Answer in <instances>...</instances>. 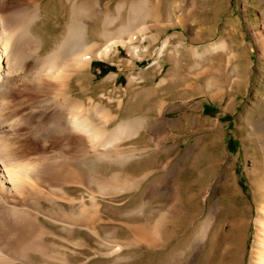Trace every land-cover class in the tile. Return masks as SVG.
<instances>
[{"label": "rangeland", "instance_id": "374dc122", "mask_svg": "<svg viewBox=\"0 0 264 264\" xmlns=\"http://www.w3.org/2000/svg\"><path fill=\"white\" fill-rule=\"evenodd\" d=\"M81 1L0 0V16L12 6L34 10L33 7L37 5L38 9L31 26L22 29L26 33L25 50H28L25 58L0 60V74L6 73L3 78L0 76V141L3 143L0 142V159L4 165L11 167L10 170L14 166L13 170L25 165L30 171L23 170L27 175L21 177L22 181L19 179L28 190L23 195L15 191L4 192L0 186V248L3 252L0 264H164L166 258L174 260L177 253L186 249H178L176 239L162 248L159 247V239L154 244L153 239L144 240L132 229L154 226L158 214L164 212L168 203L177 199L178 178L184 177L182 182L187 185L183 194L195 190L194 174L200 167L206 168L207 162L213 161L221 153L225 156L224 161L232 165L240 195L230 193L232 184L228 190L217 186L218 179L225 178L222 172L226 164L216 168L211 173L213 181L202 192V203L195 202L200 211L197 223L202 222L206 214V217L214 215V227H221L224 220L233 218L237 230L234 245L230 246L225 240L219 241L217 251L227 243L230 249L225 262L248 264L255 233L254 221L260 207L253 187L264 180V59L259 58L252 35V30L261 31L263 28L264 17L261 15H264V0H140L150 5V16L141 25L142 29L164 27L166 31H176L184 39L186 35L190 45L187 46L184 39L181 40L184 42L182 45L176 40L169 44L159 43L161 57L172 54L178 61V68H175L172 77L156 80L140 72L122 79L124 82L113 90L112 97L122 94L125 86L132 88L129 96L131 110L145 119L136 117L143 120L141 129L134 133L136 135L104 149L100 148L104 143L103 138L97 141L99 144L95 149L85 134L84 142L77 143L70 130L65 132L71 135L70 139L52 136L60 140L56 146L49 136L51 132L47 130L54 113L65 114L68 118L75 108L86 123L99 128L101 135H107L117 126L106 125V111L101 113L102 107L95 100L83 101V87L95 83L83 75V57L87 55L70 56L69 61L56 62L72 12L79 19L77 23L80 26L77 25L82 34L79 38L82 44L99 30L101 11L98 8H85ZM112 1L115 5L114 8L113 4L110 5L109 16L115 18L109 19L110 29L129 23L133 18L130 8L139 0ZM148 4L144 10L146 15ZM86 35L89 37L86 38ZM11 43L7 44L10 46ZM220 43L223 46L219 48ZM170 45L176 46V49L172 51ZM213 47L217 48L214 52L211 51ZM197 49H206V52H200L203 56L198 58L194 52ZM50 54L58 55L51 63L48 58ZM120 54L124 57L129 55L125 51ZM232 55L241 72L227 71V77H243L240 81L232 77L238 80L233 91L226 86L228 92L222 97L213 93L210 95L209 71L214 64L223 68L230 65ZM53 64L55 67L49 68ZM31 77L34 78L32 81ZM137 82L147 85L139 86ZM37 85L43 90H38ZM100 94L97 98L104 97ZM157 97L171 99L173 110L167 115L152 116L151 106ZM204 107L207 110H203ZM63 145H67L69 151L58 158L57 154L61 152L57 148ZM100 155L104 158L99 159ZM79 156L81 160L92 163L90 173L85 168L84 173L77 168L83 173L81 176L78 172L81 181L77 178L78 173L73 171L76 167L68 163L74 158L79 159ZM126 157L131 159L125 162L121 160ZM48 158H56L59 163L49 168ZM160 165L162 168H158ZM254 169L259 172L257 179L252 176ZM18 170L16 172L21 173ZM181 170L184 176L179 175ZM113 174L136 182L124 189L100 188L98 191L99 188L95 186L90 189L86 187L89 182L86 177L100 176V179L107 180ZM50 186L61 192H49ZM259 187L264 191L261 185ZM246 202L250 206L244 205ZM25 205L36 209L34 213L38 222L32 226L26 222L18 223L16 232H7L13 222L9 215L6 220L7 212L4 211L12 206L24 208ZM236 206L241 207H238L240 213L235 211ZM184 219L187 222L189 218ZM247 220L248 225L243 229L239 224ZM36 226L48 231L38 244L36 240L39 238L33 230ZM194 226L186 231L191 232ZM27 250L29 253L26 255L24 251ZM217 251L212 253L210 264L216 261ZM172 252L174 254H170ZM204 252L203 247L202 254L194 264H201Z\"/></svg>", "mask_w": 264, "mask_h": 264}, {"label": "bare ground", "instance_id": "6f19581e", "mask_svg": "<svg viewBox=\"0 0 264 264\" xmlns=\"http://www.w3.org/2000/svg\"><path fill=\"white\" fill-rule=\"evenodd\" d=\"M147 4H148V2L139 0L135 4H133V6L131 5L132 7L130 8V11H131L130 13L133 16V18L132 19L130 18V22L134 23V21H135V24H134V26L131 23L130 24L133 27L136 26V22L137 23L139 22L138 24H140L141 22H143L145 20L147 15L144 13V10H145ZM36 7H37V5L35 7H33L34 10H32L29 8H18V7L14 8L12 6L11 9L8 10V12L4 11V15L0 16V60L5 59V58H9L11 61H16L20 57L22 58V60L25 58V55H26L25 52H27L28 50L27 51L25 50V46H26L25 42L26 41H24V36H26L25 35L26 33H24L22 29H26V26H27V28L29 26H31L34 19H36V16L38 15V13H37L38 9ZM135 14L137 16H135ZM261 16H262V18L264 17L263 14ZM107 21L109 22L110 20L107 19ZM77 22H79L78 16L76 14H74V12H72L70 23H69L68 27L66 28L67 30L65 32L66 33L65 34V40L61 43V47L58 50L59 57L57 58V61H56L58 64H59V62L64 61L65 59H68L70 56L78 57L81 54L87 53V52L83 53V51H82V47H86V46H83L85 43L82 44V42L79 40L80 35L82 36V34H80L79 27H78L79 24ZM143 23H141V25ZM262 24H263V28L261 31L252 30L253 31L252 35H253V38L255 40L256 46L258 48V54H259L260 59L261 58L264 59V20H263ZM130 29H131V27L127 26V28H125L124 31H118L113 36H116V35L118 36V35L122 34V32L126 33V31H128ZM14 33H17V34L15 35ZM13 37H15V38H13ZM21 37H22V39H21ZM4 41L6 42V44L4 43ZM78 41H80V43ZM9 42L10 43L12 42L10 46L7 44ZM30 46H31V44H30ZM222 46H223V43H220L219 48ZM216 49L217 48L213 47L211 51H213V50L216 51ZM207 51H208V49H207ZM194 52L196 54V57L200 58L203 56V55L201 56L202 53L205 54L206 49H203L201 51L199 49H197V50H194ZM200 52H201V54H200ZM98 54L99 53H97L96 55H98ZM56 55L57 54L48 55V58L50 57L49 58L50 63L55 60ZM234 55H235V53H234ZM83 58H85V57H83ZM51 59H53V60H51ZM232 60H233V62L232 63L230 62L231 64L229 63L230 65H226L224 68L221 65L214 64L215 65L214 68L209 71L208 75L210 76V80L208 83L209 84L208 88L212 89V91H209L210 95H211V93H213L214 95L222 97L223 94L228 92L225 89L226 86H230V90L233 91L234 87L237 85V83H236L238 81L237 79H239V81H240L241 78L243 77V75H231V76H229V78L227 77V74H226L227 71H228V73L229 72L230 73L237 72L236 74L241 72L240 68H238L236 65L237 63L235 62V56H233V55H232ZM68 61H69V59H68ZM54 65L55 64H53L49 68L53 67ZM230 67H232V68L230 69ZM5 74L6 73H2V74H0V76L3 78V76ZM36 76L37 75H35V77ZM27 77L29 78V76H27ZM232 77H236L237 79L232 78ZM32 78L33 77L30 78L31 81H32ZM40 79H39V81L38 80L37 81L40 82ZM0 81H2V80L0 79ZM227 81H228V84H227ZM39 85H37V87H36L38 90L41 88V86H39ZM41 89H40V91L43 90V89L42 90ZM235 92H237L236 89H235ZM27 96H29V95H27ZM75 109L71 111V114L74 116H71V114H69L68 118H67V115L66 116H65V114L61 115L60 113H58V114L54 113L52 115V121L48 125L49 129H47L49 132H51V134H49V136L51 138H52V136H56V137L60 136V137H64L65 139H70L71 135L69 136V135L65 134L66 130H70L72 133H74L73 137H75V140L77 141V143L84 142L85 138L83 137V135L85 134L86 138L90 142L91 147L95 148V149L97 148V143H98L97 141L100 138L101 139L103 138L104 143L102 142V145L100 146V148L104 149V148L111 146L112 144L118 143L120 141H124L125 139H127L128 137L133 135L136 131L138 133V129H141V127L143 125V120L141 118H134L130 121L117 124V126L114 127L112 129V131H110L107 135L104 136V135L100 134L99 128L97 129L96 127L92 126L91 124L86 123L85 122L86 120H84L85 118L82 119L79 111L77 112ZM136 134H134V135H136ZM52 139H53L54 144H56V146H58L60 144L59 138H52ZM2 145H3V143H2ZM56 146H54V147H56ZM4 147L2 146V148H4ZM57 149H59L61 152V153L57 154L58 158H60L59 155L62 154L63 152L69 151V147L67 145H63V147H59ZM14 152H16V151H14ZM14 152H13V154H14ZM95 152H96V150H95ZM18 153H20V152L18 151ZM76 157H77V155H76ZM101 157H103V156L100 155V157H98V158L100 159ZM52 158L46 159V161H48V163L50 164V167L47 166L49 168H51V167H53V165L55 166L56 164L59 163L58 159L54 158V160H53ZM129 159H131V157H126V158H123L121 160L125 162V161H128ZM224 159H225V156L223 153H221L220 156H216V158L214 157L213 161L207 162V167L205 166L206 168L200 167L197 170V172L194 174V178H195L194 186H196V189L193 191H190V192L183 194L182 191H183V189L187 188V185L185 182H182V180H184V177H179L178 178L179 182H178V187H177L178 188V192H177L178 197L172 203L170 202L167 204V206L164 209V212H161L160 214H158V219H157L155 225L153 226V224H152V226L151 225H149L148 227L141 226L139 228H133L132 229L133 233H138L140 236H142V238L144 240L146 239L148 241V239L149 240L153 239L154 242H152V243H154V244H156V242H157L156 240L159 239L160 240L159 241V247H162V248H164L165 246L167 247L170 243H172L176 239V241L178 243V246H177L178 249L186 248L183 251L177 253L174 260H171L170 258H166V260L164 261V264H194V261L198 260L199 254H202L203 247L205 248V252L202 255L201 264H210V259L212 258V255H213L212 253L218 250L217 246H218L219 241L225 240L230 244V246L234 245L233 242L236 239L235 233L237 230H236L233 218L224 220V224L221 227H214V226H212L213 225L212 219H213L214 215L210 214L206 217V215H207L206 214L203 217V221L202 222L199 221L197 223V221L200 219V211H199V207L197 205H195V202H196V204L198 202L202 203L201 202L202 201L201 195H203L202 192H203V190H205L206 187H208L210 185V182L212 180L211 173L216 168H221L224 164H226V166L224 167V171L222 172L225 175V178L220 177L218 179V181L216 182L217 186L219 185V188H223L225 190H228L230 184H232L233 189H230V193H232V195L233 194L234 195H240V191L238 190V188L236 186V179L234 177L232 165L229 161L228 162L224 161ZM1 162H3V160L0 161V186L3 189V191L4 192H14L15 191L17 193L18 192L22 193V195L24 192H26V191L28 192L27 188L23 185V183L19 181V179L21 180V177L24 176V174L27 175L24 171L30 172L26 169L28 167L25 168V165H21V167H19L20 165L17 166V164H16V166L19 167L17 169H19L21 171V173H18V172H16V170H17L16 168H15V170H13V168L15 167L14 165H13L14 167L12 166L13 168L10 170L9 169V168H11L10 166L4 165V162L2 165ZM5 162H6V160H5ZM68 163L71 167H73V168L76 167L73 171H75L77 173L79 172L77 170V168L79 170H81L83 173H84V170H83L84 168L88 170V173L91 172L90 168L92 167V163H89V161L81 160L80 156H79V159L74 158V159L68 161ZM30 170H32V169L30 168ZM33 173H34V171H33ZM79 173L77 174V178H79V181H81L82 179H80V178H81V176H83V173H80L81 176L79 175ZM258 173L259 172H257L254 169V171L252 172V176L253 177L255 176V179H257V177L259 175ZM145 174L146 173H144L142 176H144ZM179 175L184 176V173L182 172V170L180 171ZM119 176H120V174H113L107 180L100 179V176L98 178L95 176L86 177V179L89 181L86 184L87 185L86 187L88 189H90L89 187L95 186V188H99L98 191L101 189H103V190H110V189H117V188H123L124 189V187L128 186L129 184H133L134 182H136V180H132L129 178L123 180ZM39 178H41V177H39ZM23 182L25 183L24 180H23ZM259 185H261V187L264 188V180H260L258 186L255 185L256 189H255V187H253L254 193L257 194L258 199L260 200V207L258 208V211H257V218L254 221L255 233L253 235L254 240L252 241V243L250 245L249 263L248 264H264V191L261 190ZM30 186L31 185H29V187ZM123 189H121V190H123ZM49 192H53L54 194H55V192H57V194H58V192H61V191H60V189H56L54 186H50ZM204 192H206V191H204ZM29 196H30V194H29ZM243 201H245V200H242V202ZM246 203H244V205L250 206V205H248L249 204L248 202H246ZM27 206L31 207L29 205H25L24 208H22L23 206L21 208L12 206V208L4 211V212H7L6 213V220L10 216V219L12 218L11 221L15 224L14 225L12 223V227L8 228L7 232H10L11 234L16 232L17 227H18L16 225L18 223L24 224V222H26V223H30L31 224L30 226L36 225V222H38L37 221V215H35V213H34V211L36 209L34 210L33 207H32L33 209L27 208ZM238 207H240V206H236L235 211L240 213L239 209L241 207L240 208H238ZM248 212H250V211L248 210ZM2 214H3V212H1V215ZM234 214L236 215V213H234ZM7 215H9V216H7ZM187 216L189 219H187V222H186V220L184 218ZM4 218H5V215H4ZM77 219L79 220V218H77ZM6 220H5V222H6ZM3 221H4V219H3ZM238 221H237V223H238ZM185 222H186V225H185ZM239 225H241V227L244 229L245 226L248 225V220L241 222ZM155 226L157 228L156 232H155ZM192 226H194V228L192 229L191 232H188V231H190ZM39 227L36 226L33 229L36 231V237L39 238L36 240V244H38V242L40 243V240L43 237H45V234L48 232L44 228H41V227L39 228ZM186 230H188V231H186ZM221 232H223L224 234H222ZM185 235H187V236L184 238L183 236H185ZM225 244H224L225 247L222 246L221 249H219V251H217L218 257L216 258V261L214 262V264H227L225 262V256L227 255V251H229L230 248L228 249L227 243H225ZM24 252L26 253V255H27V253H29L28 250L24 251ZM170 254H174V253L172 252ZM2 255H3V252H2V247H1L0 248V256L3 257ZM186 256H187V258H186Z\"/></svg>", "mask_w": 264, "mask_h": 264}, {"label": "crops", "instance_id": "0c3cea01", "mask_svg": "<svg viewBox=\"0 0 264 264\" xmlns=\"http://www.w3.org/2000/svg\"><path fill=\"white\" fill-rule=\"evenodd\" d=\"M81 2L85 8H98L102 13L98 32L93 33L94 37H91V39H86L85 44L83 45L86 47L82 48L83 53L87 52V56L84 58L85 62L83 75L84 77L95 81L94 84H86L83 87L82 92L84 103L95 100V103L98 104L99 107H102L101 113L106 111V113H104L105 118H107L106 125H111L113 127L119 123L130 121L136 117L145 119L141 114L133 113L131 110L129 96L132 88L129 89L128 86H125V91L122 93V99L120 101H116L115 104H110L113 98L112 92L114 89H117L116 87L118 84L124 82L122 79L129 74L143 72L149 78L156 80L159 78L163 79L167 76L172 77L173 72H175V68H178V61L175 58L176 56H173L172 54L165 55L158 58L154 64H151L150 51L159 43L165 42V44H169L172 40H176V43L182 45L184 42H181V40L184 39V36L179 37L176 31H166L164 27H150L148 30L142 29V26H140L141 23L148 20L150 16L149 4L147 8V17L140 24L133 27V22H127L128 13H126L127 23L125 25H120L118 28L112 27L110 29L108 27V21L105 17H107L108 20L110 18H115L109 16L110 12L108 9L110 5L113 4L112 0H82ZM114 5L115 4H113L112 8H114ZM115 12L117 11L115 10ZM127 26H130L131 29L126 31V33L122 32V34L118 36H113L118 31H124ZM148 26H151V24H148ZM88 37L89 36L86 35V38ZM184 41L187 46L190 45L188 44L186 35ZM120 42L123 44L121 45ZM126 42H129L138 49L135 56L133 55L134 48H128V46L124 44ZM169 48L173 51L176 49V46L170 45ZM123 51L129 55L124 57L120 54L121 52L123 53ZM96 52L100 55H96ZM174 53H176V51H174ZM137 83L139 86L147 85V83L143 82ZM164 83L165 82H162L161 84ZM99 93L104 95V98L101 100L97 98ZM173 108L174 106L171 99L166 97H157L151 106L153 113L152 116L167 115V113L172 111ZM203 110H207V108L204 107ZM158 168H162V165L158 166Z\"/></svg>", "mask_w": 264, "mask_h": 264}, {"label": "trees", "instance_id": "16d2710c", "mask_svg": "<svg viewBox=\"0 0 264 264\" xmlns=\"http://www.w3.org/2000/svg\"><path fill=\"white\" fill-rule=\"evenodd\" d=\"M228 141H230V140H228Z\"/></svg>", "mask_w": 264, "mask_h": 264}]
</instances>
